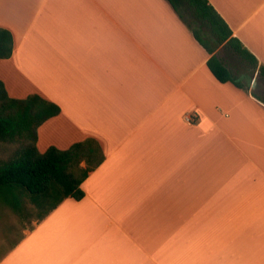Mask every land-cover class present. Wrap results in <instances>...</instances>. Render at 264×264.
Wrapping results in <instances>:
<instances>
[{"label": "crops", "instance_id": "crops-1", "mask_svg": "<svg viewBox=\"0 0 264 264\" xmlns=\"http://www.w3.org/2000/svg\"><path fill=\"white\" fill-rule=\"evenodd\" d=\"M208 2L255 87L218 81L167 0H0L8 95L60 108L37 149L93 137L105 156L0 264H264V0Z\"/></svg>", "mask_w": 264, "mask_h": 264}, {"label": "trees", "instance_id": "trees-1", "mask_svg": "<svg viewBox=\"0 0 264 264\" xmlns=\"http://www.w3.org/2000/svg\"><path fill=\"white\" fill-rule=\"evenodd\" d=\"M197 42L210 55L206 61L220 82L230 81L242 87L215 50L229 48L253 68L257 60L231 36V30L208 0H167ZM14 47L10 30L0 27V59L9 58ZM244 75V74H243ZM264 78V67H259ZM60 112L59 106L39 93L22 98L9 96L0 80V217L12 212L23 229L33 230L34 220L42 221L64 199L79 200L81 183L104 160L98 140L86 137L61 149L49 145L40 152L36 147L37 129ZM21 234L5 256L23 238Z\"/></svg>", "mask_w": 264, "mask_h": 264}, {"label": "rangeland", "instance_id": "rangeland-1", "mask_svg": "<svg viewBox=\"0 0 264 264\" xmlns=\"http://www.w3.org/2000/svg\"><path fill=\"white\" fill-rule=\"evenodd\" d=\"M221 59L228 65L235 75H241L240 81L250 87L251 80L254 76L252 66L245 60L241 59L229 48H220ZM256 94L264 100V88L256 90ZM48 136H43L37 145L38 149H42L45 141H49ZM34 220L32 224H34ZM18 218L9 210H6L0 217V259L1 256L10 248V245L18 239L21 234L27 231L21 227Z\"/></svg>", "mask_w": 264, "mask_h": 264}, {"label": "water", "instance_id": "water-1", "mask_svg": "<svg viewBox=\"0 0 264 264\" xmlns=\"http://www.w3.org/2000/svg\"><path fill=\"white\" fill-rule=\"evenodd\" d=\"M252 87H255V79L252 80Z\"/></svg>", "mask_w": 264, "mask_h": 264}]
</instances>
